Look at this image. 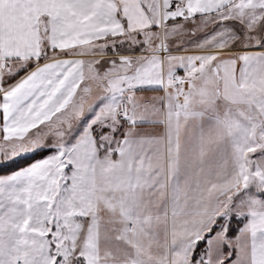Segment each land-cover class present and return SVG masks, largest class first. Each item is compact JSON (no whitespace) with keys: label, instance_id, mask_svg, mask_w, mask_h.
<instances>
[{"label":"snow or ice","instance_id":"1","mask_svg":"<svg viewBox=\"0 0 264 264\" xmlns=\"http://www.w3.org/2000/svg\"><path fill=\"white\" fill-rule=\"evenodd\" d=\"M0 264H264V0H0Z\"/></svg>","mask_w":264,"mask_h":264}]
</instances>
